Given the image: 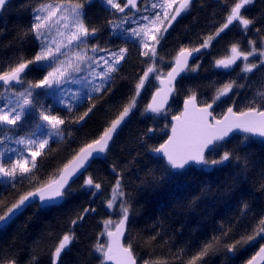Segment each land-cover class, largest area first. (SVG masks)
Listing matches in <instances>:
<instances>
[{
    "label": "snow or ice",
    "instance_id": "obj_1",
    "mask_svg": "<svg viewBox=\"0 0 264 264\" xmlns=\"http://www.w3.org/2000/svg\"><path fill=\"white\" fill-rule=\"evenodd\" d=\"M94 2L95 0H29L23 6L29 12V24L18 27L14 42L3 46L15 48L16 52L7 59L0 57V145L4 146L0 147V186L10 185L15 188L17 183L28 180L30 190L20 194L10 205H6L5 199H0V227L8 225L37 201L40 206L48 207L72 195L73 178L81 174L82 170L86 171L94 159L111 150L119 132L139 111L138 98L152 79L158 81L160 86L155 89L140 115L151 113L154 115L146 118L155 119V116L166 113L170 97L177 94V78H187V74L198 73L200 69L198 63L190 65L189 59H195L194 54L209 49L213 41L230 26H239L247 39L248 50H242L239 42L233 43L230 55L216 59L214 66L233 69L237 61H242L240 72L244 76L241 79H250V74L264 70V4L256 15L249 17L244 14L250 7H255L256 0H223L224 6L228 7L225 22L214 32L200 37L198 46H181L168 62L171 66L166 74L162 67L165 58L160 56L159 48L178 18L191 12L195 0H143V7L138 4V0H99L100 6L111 14V18L106 21L110 36L122 39L125 44L135 45L142 58L141 63L147 66L138 76L131 94L106 122L102 131L73 149L71 158L57 169L55 178L49 177L41 182L36 177L38 158L47 154L50 141L59 142L72 136L71 132L66 136V128L82 126L86 122V118L97 108L96 103H91L94 96L104 97L114 91L119 66L127 58V47L112 50L101 47L99 43H89L101 31L100 28L90 27L86 22V6H91ZM10 4L11 0H0V16L8 11ZM204 6L202 0L201 7ZM249 32L255 38L248 36ZM2 34L3 29H0V35ZM29 39L36 42L37 50L27 58L23 46ZM33 69L42 71V78L27 80L28 72ZM258 83L260 90L240 111H234L233 106L238 101L229 94L238 95L234 93V89L246 88L247 84H237L236 80L224 83L216 89L210 103H198L196 92L189 90L183 101V110L171 118V134L159 146L148 148V151L160 154L159 159L163 161L159 164L161 175L153 176L151 182L177 179L182 174L180 170L192 165H223L233 159L238 162V166L242 162L241 170L246 172L249 164L247 157L242 158L231 151H223L221 154L217 150L223 146L220 142L234 131L246 133L244 141L251 136L264 137V79ZM73 85L78 87L73 88ZM49 96L68 113H73L83 99L90 103L81 115L69 119L55 112L53 104L45 103V98ZM226 98L232 100V105L222 118L217 119L213 115V106L225 103ZM24 127L28 130L23 135H17ZM156 131V128L148 127L141 140L146 143L151 138L149 134ZM9 143L17 147H9ZM206 153H217V158L209 159ZM257 182L259 190L264 192V171L260 173ZM81 187L92 190L93 195H96L102 185L89 175ZM125 188L123 177L118 174L112 185L110 198L105 203L108 209L118 208L119 219H105L104 230L90 248V253L95 255L98 264H137L133 244L129 242L125 245L122 242L126 226L134 216L130 203L132 195ZM95 211L93 207H85L70 221L69 231L56 238L50 251V264H62V254L78 239L75 229ZM250 211V204L242 202V215L246 216ZM232 233V227L225 229L222 225L221 236H214L206 241L187 264H206L205 258L215 255L221 248L227 256L244 246H252L258 240H264V212L251 234L241 235L233 243L223 244L222 237H228ZM100 236H106V241L100 242ZM151 239L155 240L156 237ZM0 264H21L20 253L8 255L0 250ZM24 264H39V253L34 250ZM144 264L167 262L157 259L145 261ZM246 264H264V243L260 244L259 250Z\"/></svg>",
    "mask_w": 264,
    "mask_h": 264
},
{
    "label": "trees",
    "instance_id": "obj_2",
    "mask_svg": "<svg viewBox=\"0 0 264 264\" xmlns=\"http://www.w3.org/2000/svg\"><path fill=\"white\" fill-rule=\"evenodd\" d=\"M28 2L29 0H11L8 11L0 16V29H3V34L0 35V57L4 59L11 57L16 49L3 46L14 42L17 28L27 26L30 22L29 12L23 7ZM201 3L202 0H195L191 12L178 18L162 41L159 53L165 58L162 65L164 73L169 70L171 65L168 62L181 46H198L200 37L214 32L225 22L228 7L224 6L223 0H203L204 7H201ZM262 4L264 0H256L255 7H250L244 14L249 17L256 15ZM85 10L89 26L101 29L96 39L89 41L90 44L99 43L101 47L112 50L127 47L129 51L127 58L119 66L114 91L104 97L94 96L91 103H96L97 108L86 122L80 127L73 125L66 128V136L68 132H71L72 136L59 142L50 141L47 154L38 158L36 177L41 182L49 177L55 178L57 169L71 158L72 150L102 131L106 122L131 94L134 83L147 66L141 63L142 58L135 45L125 44L124 41L110 36L106 26V21L111 18L108 11L95 2L86 6ZM248 36L255 38L252 32H249ZM237 42L241 44L242 50H248L246 37L238 25H233L221 33L209 49L202 50L190 64L200 65L198 73L179 78L176 82L177 94L172 97L167 112L155 116V119L140 115L157 88V81L152 79L151 84L142 90L138 98L139 111L119 132L111 150L94 160L85 174L72 183V195L50 207L39 208L37 204H32L16 216L0 229V250H4L8 255L20 253L21 264H24L29 254L35 250L39 253V264H50V251L56 243V238L69 231L70 221L85 207H93L96 211L89 214L83 224L75 229L78 239L62 254L61 259L62 264H98L95 255L90 253V248L104 230L103 221L109 218L113 221L119 219L118 208L108 209L105 203L110 198L112 185L118 174L123 177L126 192L132 195L130 203L134 216L127 225L123 243L133 244L137 264L157 259L164 260L167 264H187L206 241L214 236H221L222 225L225 229L233 228L230 236L222 237L223 244L233 243L241 235L251 234L261 213L264 212V192L259 190L257 182L260 173L264 171V141L251 137L244 141L245 135H235L221 143L223 146L218 148L217 151L221 154L223 151H231L234 155L247 157L249 164L246 172L241 170L242 162L238 166V162L233 159L223 165L200 168L191 166L182 170L177 179H166L160 183L151 181L153 176L161 175L159 164L163 161L148 154V148L159 146L167 138L170 118L179 115L189 90L196 92L198 103H210L216 89L224 83L236 80L237 84H247L246 88L234 89V93L238 95L229 94L238 101L233 106L234 111L244 109L248 101L260 90L258 82L264 79V70L250 74V79H241L244 76L240 72L242 61H237L233 66L234 70H223L214 66L216 59L230 55L231 44ZM36 50V42L31 39L23 46L27 58ZM43 74L42 71L33 69L28 72L26 79H39ZM45 103L53 104L55 112L72 119L81 115L90 102L83 99L73 113H68L62 106L47 98ZM231 105L232 100L226 98L225 103L214 105L213 115L220 118ZM148 127H154L157 131L149 134L151 138L145 143L141 136ZM27 130V127L21 128L17 135H22ZM206 155L209 159L217 158V153ZM89 175L102 185L96 195H93L92 190L81 187ZM28 190V180L17 183L15 188L10 185L0 186V199H5L6 205H10ZM242 202L251 206V211L246 216L241 213ZM152 237L156 239L152 240ZM99 239L100 242L106 241L105 236H100ZM263 242L264 240H258L254 245L244 246L227 256L221 248L215 255L205 258L206 264H245Z\"/></svg>",
    "mask_w": 264,
    "mask_h": 264
},
{
    "label": "water",
    "instance_id": "obj_3",
    "mask_svg": "<svg viewBox=\"0 0 264 264\" xmlns=\"http://www.w3.org/2000/svg\"><path fill=\"white\" fill-rule=\"evenodd\" d=\"M141 0H138V3L140 2ZM175 24V23H174ZM195 55V59L198 57V55H199V53H196V54H194ZM195 59H192V58H190L189 59V64H191ZM219 69H223V70H230V69H224V68H219ZM167 73V72H166ZM165 73V74H166ZM182 75H184V74H182ZM179 80V77L177 78V81ZM160 85H159V82L157 81V87H159ZM174 96V95H173ZM172 96V97H173ZM172 97H170V99H169V103H168V105L166 106V107H168L169 106V104H170V102H171V99H172ZM151 99V98H150ZM150 101V100H149ZM213 108H214V106H213ZM183 110V103H182V108H181V111ZM226 112V111H225ZM224 112V113H225ZM147 116H151V115H154V114H151V113H149V114H146ZM223 116V115H222ZM222 116L220 117V118H222ZM220 118H217V119H220ZM87 119V118H86ZM84 123V122H83ZM82 123V124H83ZM79 127L81 126V125H78ZM171 134V118H170V128H169V132H168V135H170ZM235 135H247L246 133H243V132H240V131H234L233 133H230V135H229V137H227V138H225V140L224 141H222V142H220V143H223V142H225V141H227V140H229L231 137H233V136H235ZM168 137V136H167ZM251 138H253V139H256V140H261V141H264V137H259V136H251ZM167 139V138H166ZM165 139V140H166ZM148 154L151 156V157H153V158H159L160 157V154H157V153H152V152H150V151H148ZM104 156V155H103ZM103 156H101V157H103ZM100 157V158H101ZM97 159H99V158H97ZM94 160H96V159H94ZM93 160V161H94ZM92 161V162H93ZM91 162V163H92ZM91 163H90V165H91ZM89 165V166H90ZM89 166H87V170H88V168H89ZM192 167H195V168H200V167H202V166H200V165H192ZM86 170V171H87ZM86 171H84V170H82V173L81 174H78L76 177H74L73 178V182L75 181V180H77L78 178H80L82 175H84L85 174V172ZM180 171H182V170H180ZM72 182V183H73ZM61 202V201H60ZM60 202H58L57 204H59ZM34 204H37L38 205V207L39 208H45V207H42V206H40L39 205V201H37V203H34ZM57 204H55V205H57ZM52 206H54V205H52ZM48 207H50V206H48ZM1 228H3V227H0V229ZM126 228H127V226H126ZM126 233V232H125ZM105 239H107L106 238V236H105ZM123 239L124 238H122V242H123ZM264 243V242H263ZM258 250H259V248H258ZM257 250V251H258ZM109 264H111V262H109ZM246 264V263H245Z\"/></svg>",
    "mask_w": 264,
    "mask_h": 264
},
{
    "label": "rangeland",
    "instance_id": "obj_4",
    "mask_svg": "<svg viewBox=\"0 0 264 264\" xmlns=\"http://www.w3.org/2000/svg\"><path fill=\"white\" fill-rule=\"evenodd\" d=\"M150 2V1H149ZM95 4H97L98 6H100V3H99V0H96L95 1ZM101 7V6H100ZM115 39V38H114ZM117 40H121V41H123L122 39H120V38H117ZM116 49H118V48H116ZM116 49H113V50H116ZM75 87H78L77 85H73V88H75ZM82 91H83V89H82ZM47 99H49V100H51L52 102H54V100H53V98L51 97V96H49V97H47ZM0 104H2V101L0 102ZM23 135V134H22ZM9 147H17V145H15V144H12V143H9V145H8ZM0 147H4L3 145H0ZM10 155V154H9Z\"/></svg>",
    "mask_w": 264,
    "mask_h": 264
},
{
    "label": "flooded vegetation",
    "instance_id": "obj_5",
    "mask_svg": "<svg viewBox=\"0 0 264 264\" xmlns=\"http://www.w3.org/2000/svg\"><path fill=\"white\" fill-rule=\"evenodd\" d=\"M96 1V0H95ZM150 1V0H149ZM138 4H140L141 7H143V0H141ZM103 8V7H101ZM104 9V8H103ZM105 10V9H104ZM106 11V10H105Z\"/></svg>",
    "mask_w": 264,
    "mask_h": 264
}]
</instances>
